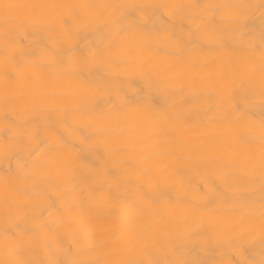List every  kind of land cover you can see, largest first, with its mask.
Returning <instances> with one entry per match:
<instances>
[{
  "label": "clouds",
  "instance_id": "clouds-1",
  "mask_svg": "<svg viewBox=\"0 0 264 264\" xmlns=\"http://www.w3.org/2000/svg\"><path fill=\"white\" fill-rule=\"evenodd\" d=\"M0 264H264V0H0Z\"/></svg>",
  "mask_w": 264,
  "mask_h": 264
}]
</instances>
